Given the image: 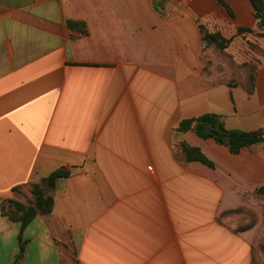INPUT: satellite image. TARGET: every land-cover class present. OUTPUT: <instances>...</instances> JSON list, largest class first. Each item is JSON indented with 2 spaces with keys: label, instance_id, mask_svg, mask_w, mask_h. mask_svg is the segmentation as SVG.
<instances>
[{
  "label": "crops",
  "instance_id": "obj_1",
  "mask_svg": "<svg viewBox=\"0 0 264 264\" xmlns=\"http://www.w3.org/2000/svg\"><path fill=\"white\" fill-rule=\"evenodd\" d=\"M0 0V199L68 172L51 213L21 230L0 213V264H251L252 231L219 216L264 185V143L231 154L181 120L264 129V58L253 90L204 71L198 23L240 63L264 48L248 0ZM68 21L84 24L72 30ZM248 29L249 32L239 31ZM246 51V52H245ZM240 80V79H239ZM180 143L214 164L187 161Z\"/></svg>",
  "mask_w": 264,
  "mask_h": 264
},
{
  "label": "trees",
  "instance_id": "obj_2",
  "mask_svg": "<svg viewBox=\"0 0 264 264\" xmlns=\"http://www.w3.org/2000/svg\"><path fill=\"white\" fill-rule=\"evenodd\" d=\"M248 1L253 7L255 19L258 21L257 27L261 30L259 35L264 36V0ZM217 2L229 11V7L224 0H217ZM67 25L72 30H78L81 33L86 32L85 26L81 22L68 21ZM198 27L205 48L212 47L214 48V51H219L222 55H224V57L226 56V58L228 57L233 59L232 56L225 52L227 40L223 38L219 32H208L205 26L201 23H198ZM239 31L249 32L250 30L241 28ZM209 64L210 62H207L206 65ZM243 66L245 67V72H242L241 68H244ZM237 70L241 73L240 76L235 80H231L234 82H240L244 89L248 93H251L253 90L256 64H238ZM204 71L208 73L206 68H204ZM248 71L250 72L248 73ZM174 131L176 133L193 131L200 138L213 139L215 143L226 146L231 154H238L242 150L253 151L260 143H264V129L253 131L228 130L225 128L222 118L211 113L201 115L197 118L181 120L175 127ZM179 149L185 155L187 161H198L210 168L214 166L213 162L205 154H203L199 148L190 147L185 143H180ZM67 176L68 172L56 170L50 173L47 177L41 179L40 182H32L27 185L14 187L13 192L18 193L24 189L30 194V197L26 196L24 201L0 199L1 215L13 223H19L21 230H23L36 216L51 213L53 207V197L46 194L45 188L53 189L57 179ZM252 196L264 198V185L257 187L253 191ZM242 209L243 206L223 212L218 218L219 222L222 223L226 220V214L238 213L242 211ZM250 227L251 225L249 224L244 227H232V230L235 233H239ZM18 239L19 250L13 264H16L21 259L25 249L26 242L22 241L20 235ZM261 248L264 250V246H261Z\"/></svg>",
  "mask_w": 264,
  "mask_h": 264
},
{
  "label": "rangeland",
  "instance_id": "obj_3",
  "mask_svg": "<svg viewBox=\"0 0 264 264\" xmlns=\"http://www.w3.org/2000/svg\"><path fill=\"white\" fill-rule=\"evenodd\" d=\"M248 48L250 53H244L243 61L237 63V61L226 58L219 51H213L210 54L209 65L205 68L210 72V70L225 71L226 77L232 80L237 79L241 73L238 72V64H253L257 65L259 61L258 56L264 58V48L259 45L248 42ZM244 67V66H243ZM242 72H245V67L241 68ZM250 71H248L249 73ZM45 188V192L47 194ZM226 221L230 227H244L246 225H251L245 231H252V244H251V264H264V250L261 246H264V198L252 196L247 199L246 204L243 205L242 211L238 213L226 214Z\"/></svg>",
  "mask_w": 264,
  "mask_h": 264
}]
</instances>
